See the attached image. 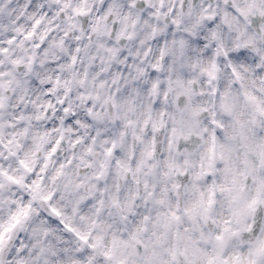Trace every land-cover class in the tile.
Instances as JSON below:
<instances>
[{"label": "clouds", "instance_id": "clouds-1", "mask_svg": "<svg viewBox=\"0 0 264 264\" xmlns=\"http://www.w3.org/2000/svg\"><path fill=\"white\" fill-rule=\"evenodd\" d=\"M249 4L252 9L242 14L239 9ZM76 7L85 12L73 13ZM262 11L264 0H0V46L7 49L0 54V168L19 180L0 178V229L12 223L14 213L19 214L4 233L0 262L58 264L60 257L55 254L68 249L64 264H70L84 246L61 221L82 234H104L101 247L107 245L111 236L107 226L119 217L111 199L116 197L121 205L132 199L137 180L145 179L143 169L135 171V162L153 147V137L158 151L148 163L156 167L147 179L150 186L155 184V195L162 194L160 173L164 160L170 158L168 132L177 107L185 109L177 117L180 125L198 120L200 128L209 127L205 118L214 113L213 118L225 123L221 133L230 131L220 92L240 85L224 52H239L234 46L251 39L248 51L257 64L249 65L243 86L264 97V70L255 71L257 65L264 68L259 60L264 53ZM37 18L41 23L33 28ZM29 31L31 38L25 36ZM212 32L217 39L211 38ZM11 37L15 39L9 44ZM213 62L215 76L210 78L203 70ZM181 86L191 89L190 95H184ZM196 109L203 111L194 115ZM162 119L165 123L153 132V122ZM259 135L264 136V129ZM113 141V155L106 158L104 148ZM207 143L206 135L181 138L180 157L187 150L198 164ZM90 145L92 151H86ZM53 146L56 151L49 156ZM21 159L27 167L19 163ZM117 159L130 166L128 173ZM49 193L50 199L44 200ZM168 195L174 205L175 194ZM193 198V192L182 190L181 208ZM101 200L103 205L97 203ZM135 206L147 212L152 204L137 197ZM51 207L60 215H54ZM236 207L218 194L213 215L243 228L244 218L231 214ZM255 223V235H264V218L257 217ZM126 227L121 223L122 231ZM233 244L241 246L240 238H234ZM95 261L105 264L99 251Z\"/></svg>", "mask_w": 264, "mask_h": 264}, {"label": "snow or ice", "instance_id": "snow-or-ice-1", "mask_svg": "<svg viewBox=\"0 0 264 264\" xmlns=\"http://www.w3.org/2000/svg\"><path fill=\"white\" fill-rule=\"evenodd\" d=\"M64 7H68V5L65 4ZM252 7L253 5L249 4L247 9L241 8L239 11L247 15ZM72 11L73 13H84L85 9L76 7ZM261 15H264V11L261 12ZM40 23L41 18H37L33 28ZM174 23H178V21H174ZM25 36L31 38L33 32L29 31L25 33ZM211 38L217 39L215 32L211 33ZM14 39L15 37H11L8 43L11 44ZM39 39L44 41L45 36L41 35ZM250 43L251 39L235 45L234 47L239 49V52H224L225 56L230 57L231 72L235 81L240 85L237 87L236 84H233L234 91L225 89L220 92V107L229 118L228 123L231 130L224 131L222 134L220 130L225 129V123L213 118L214 113L205 118L209 127L200 128L198 120L180 125L177 117L185 109L177 107L176 111L171 114L173 126L168 132L170 158L164 160V171L160 173L164 183L160 189L162 194L156 196L155 184L150 186L147 179L153 174V169L156 167L155 163H148V160L152 159L155 152L158 151L156 137H153V147L146 151L143 158L135 162V171L140 173L143 169L145 179L142 183L137 180V191L133 193L132 199L123 205L116 197L111 199V204L119 210V217L115 223L107 226L111 230L107 245L101 247L104 234H82L72 228L70 224L61 221L64 228L69 233H73L84 246L82 250L74 253L70 264H96L95 254L97 251L103 257L105 264H264V235H255L256 218H264V136L259 135V130L264 129V97L245 90L243 86L244 74L251 71L249 65L257 64V58L251 56L248 51ZM35 46L40 47L41 45ZM6 52L7 49L0 46V54ZM259 60L264 61V53L260 54ZM11 62L18 64L19 60ZM153 67L156 68L158 65L154 64ZM215 69L216 64L213 62L209 69L203 71L213 78ZM262 70L264 68L257 65L255 71ZM156 87L157 84L154 82L152 89L155 90ZM180 91L184 95L191 93V89L183 86ZM212 92L215 93L216 89L212 88ZM164 98L167 99V92H165ZM199 111H203V109L193 110V114L195 115ZM161 115L163 116V113ZM144 123L146 125L148 121ZM164 123L163 119L159 124L153 122V132L157 131ZM178 125L180 126L178 127ZM121 135L123 136L124 133L121 132ZM205 135L208 141L207 148L201 154L198 164L190 159L187 150H185L183 158L180 157L181 138L188 141L190 137L202 139ZM139 138L137 136V139ZM76 143H78V138L73 141V144ZM115 143L113 141L111 146L104 148L106 158L113 155ZM192 143H197V141L193 139ZM8 147L9 145H4V148ZM55 151L56 146H53L48 155L51 156ZM86 151H92L91 145ZM19 163L27 167L23 159ZM72 163L73 161L69 157L68 164ZM116 163L123 168L124 173L129 172L128 164H121L119 159ZM63 167L64 165L61 164L57 168V175L60 174ZM100 175V172L96 173L97 177ZM0 178L12 183H19L17 177L10 175L3 168H0ZM2 187L3 183L0 181V188ZM182 190L194 193V198L185 203L183 208L180 206L179 199ZM169 193L175 194L174 205H170ZM218 194L229 205L236 204L238 206L232 209L231 214L234 217L242 216L244 218L243 228L233 227L232 220L229 218L219 221L213 215ZM50 197L51 193L42 198L47 201ZM137 197L142 198L145 204L151 202L152 207L147 212H142L135 206ZM97 203L103 205L102 200ZM27 208L28 206L25 205L22 209L25 214ZM50 210L54 215H60L55 207H51ZM96 211L99 213L101 209L98 207ZM18 215V213H14L12 223L8 227L0 229V249L4 247V233L11 230ZM248 217H252V222L248 221ZM92 223L95 227L96 221ZM121 223L127 226L124 230L126 234L120 228ZM213 226H215L214 229ZM236 237L240 238L241 246H234L233 240ZM68 251L65 249L64 252L55 254L60 257L58 264H64V254ZM86 253L88 255L84 261ZM17 264H23V261H18ZM45 264H47V260Z\"/></svg>", "mask_w": 264, "mask_h": 264}]
</instances>
